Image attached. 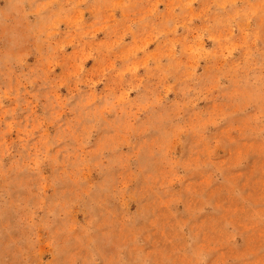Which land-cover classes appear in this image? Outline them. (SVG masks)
Segmentation results:
<instances>
[{
  "label": "rangeland",
  "instance_id": "1",
  "mask_svg": "<svg viewBox=\"0 0 264 264\" xmlns=\"http://www.w3.org/2000/svg\"><path fill=\"white\" fill-rule=\"evenodd\" d=\"M0 264H264V0H0Z\"/></svg>",
  "mask_w": 264,
  "mask_h": 264
}]
</instances>
